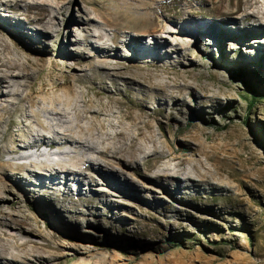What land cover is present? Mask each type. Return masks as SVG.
I'll use <instances>...</instances> for the list:
<instances>
[{
  "label": "rangeland",
  "instance_id": "374dc122",
  "mask_svg": "<svg viewBox=\"0 0 264 264\" xmlns=\"http://www.w3.org/2000/svg\"><path fill=\"white\" fill-rule=\"evenodd\" d=\"M2 1L9 4L13 0ZM52 1L64 3L56 15L60 24L65 25L60 35L46 34L43 25L33 21L38 10H25V1L19 3L20 9L6 13L0 10V37L24 49V54L12 55L14 62L27 64V72L35 78L30 88L34 97L62 96L68 86L63 83L64 76L74 75L79 78L72 88L74 95L80 97L83 93L86 98H94L99 104L95 109L113 111L116 117L128 111L150 115V127L139 137L142 144L152 133L156 146L164 152L168 151L165 141L176 151H182L183 140H189L192 129L204 128L203 138L198 141L224 147L218 156L232 177L226 179V189L210 190L205 186L197 190V197L187 195L183 188L177 189L169 180H149L163 165L189 167L187 161L191 159L207 162L205 166L212 169V162L200 155L198 147L196 152L182 151L184 156L178 160L163 158L156 163L145 162L144 154H139L138 166L124 170L122 177L114 175L106 181L100 179L102 173L87 170L86 176L92 175L96 182L80 194L64 193L59 188L41 190L34 180L29 184L9 183L8 195L0 198V254L4 257L0 264H23L27 259L35 264H264V32L253 21L250 32L242 24L239 29L231 24L240 16L253 13L264 22V1L193 0L191 5L200 6V10H190L183 18L190 19L202 31L160 23L171 30L163 35L183 46L185 58L179 54L134 57L125 45L119 51L130 56L126 60L115 55L108 59L98 55L76 59L61 55V49L81 50L76 39L90 42L93 47L101 40L112 44L110 37L114 34L122 40L130 39L141 32V17L151 14V7L160 2L172 14L179 10L177 0H97L94 4H86L85 0H27L57 8ZM219 1L223 3L217 13L214 6ZM179 4L187 6L186 0ZM238 4L241 10H237ZM84 6L87 9L81 11ZM93 8L119 14L113 15V25L107 26L98 12L95 16ZM54 15L51 10L49 17ZM75 19L83 27L70 23ZM202 22L212 25L207 29ZM144 39L150 38L146 35ZM3 53L6 51L0 46V62ZM117 64H125L121 69L124 77L135 79L129 84V92L118 94L108 77L106 83L87 82V77L101 66ZM50 70L54 72L48 76ZM243 80L255 88L260 99L251 110L247 109L250 91ZM175 84L181 89L179 99L189 114L188 122L185 111L170 109L171 101L163 96L172 91L175 95ZM154 85L161 89H154ZM147 94L152 98L148 99ZM198 98L200 106L196 104ZM37 112V106L29 107L26 102L17 105L9 118L8 136L2 143L4 150L11 145L9 139L22 138L28 126L37 129ZM103 123L106 125L107 121ZM123 123L130 121L125 118ZM22 144L16 143L18 147ZM145 145L151 149L150 143ZM61 150L67 153L60 155L56 150L41 149V156L27 150L24 153L33 154L32 158L15 164H23L29 171L21 173L31 174L43 171L40 159H56L59 155L67 159V164L75 161L77 155L70 147L63 146ZM9 158L8 153H0V162ZM67 164L60 163L65 167ZM62 166L56 167L63 169ZM171 190L174 194L169 193ZM21 219L26 224L19 228Z\"/></svg>",
  "mask_w": 264,
  "mask_h": 264
},
{
  "label": "bare ground",
  "instance_id": "6f19581e",
  "mask_svg": "<svg viewBox=\"0 0 264 264\" xmlns=\"http://www.w3.org/2000/svg\"><path fill=\"white\" fill-rule=\"evenodd\" d=\"M23 1H25V10H38V16L34 18L33 21L40 22L46 34L55 32V35H60L63 32V26L65 25L60 24V20L56 15L64 8V3L52 1L57 6L56 8L45 2L30 3L27 2V0H13L8 4L2 1L0 2V10L6 13L9 9H20L19 3ZM113 1L115 2L117 0ZM177 1L179 10L174 11L172 14L168 13L165 9L166 7L160 2L151 7L152 13H144L141 17V22L143 23L141 25V32L135 34V36H131L130 39L126 38L125 40L127 43L115 34L110 37L112 44L101 40L95 47H93L90 42L81 43V39H76V45L79 46L81 50L70 52V50L61 49V55L76 59L88 56L96 57V55H98L97 57L99 58L108 59L111 55H115L118 59L126 60L130 56L125 53L120 54L119 50L121 48L124 49V46L127 45L132 50V55L134 57L143 58L147 56V54H154L158 57L179 54L181 58H185L186 56L182 53L184 50L183 46L180 43L170 42L165 35H163L171 32L170 28L166 24L160 23L169 22L180 27L185 25L192 32L198 30L202 31L203 29H198L200 28L199 26L192 25L190 19L188 20L187 17L183 18L188 15L190 10H200L201 7L197 5L193 7L191 5L193 0H186L187 6L184 8L179 4L180 0ZM94 2L96 3L97 0H85L86 4H94ZM222 3L223 2L219 1L214 6L217 13L222 9ZM86 7L84 6L81 11L86 10ZM149 9L150 6L148 5L144 10L147 12ZM186 9H188V11H186ZM51 10L55 12L53 18L49 17ZM237 10H241L240 4L237 5ZM93 12L95 16L98 12L99 18L102 19L103 23L107 26L113 25L111 17L119 14L118 11L111 12L103 10L99 12L96 8H93ZM237 19L238 20H233L231 22V24L235 25L236 29H239V25L242 24L246 27L247 31L250 32L252 31L249 28L250 21H253L256 22L258 29L264 32V22L258 19L255 13L252 15L245 14ZM5 21L11 24L10 20L7 18H5ZM69 21L70 23L75 22L76 25L82 26V23L79 24L76 19ZM202 23L203 27L207 29L212 25V22ZM2 26L4 27V25ZM15 28L19 27L16 26ZM1 32L2 31H0V35H2ZM146 35L150 38L148 41L144 39ZM97 37H100V35H97ZM60 44L63 45V43ZM0 46L1 50L6 51V53H3V58L0 62V153L6 152L10 155L8 160L0 162L1 199L8 195L9 183L17 184V181H25L29 184L30 180H34V183L38 182L37 187L41 190L42 188H50L52 190L59 188L58 190L64 193L71 191L80 194L85 187L92 186V184L96 182L92 175H89V177L86 176L87 170L102 173L104 178L102 177L100 179L106 181L114 175L122 177V172L124 170L138 166L139 154H144L145 162L151 160L156 163L163 158L178 160L180 156L184 154L182 151L191 150L196 152V148L198 147L200 155L207 161L212 162V169L205 166L207 162H202L200 159H191L187 161L189 167H187V165L185 167L177 165L174 168H170L163 165L157 170L155 175L150 176L149 180L155 181V183L169 180L175 183L177 189L183 188L185 193L187 195H192V197H197V190L205 186L210 190H223L227 188L225 184L227 182L226 179L232 177V174L229 170H225L226 163L218 156L219 151H222L221 149L224 147L219 144L207 146L204 142H199L198 140L203 138L204 128L192 129L193 131H191V134L188 136L189 140L184 139L183 145L181 144L182 147L180 146L182 151H176L165 141V146L168 148V151L164 152L159 146H156V136L150 133L145 138V144H151V149H148L145 144L139 142V137L143 134V130L149 129L150 127V115L148 113L143 111H128V113L125 114L118 113L119 116L116 117L117 113L113 111L106 112L101 109L102 107L95 109V106L99 107V104L94 98H86L83 93L80 97L74 95L72 88L75 83L79 82V78L74 75L64 76L63 83L68 86L64 90L62 96L51 95L47 98H42L41 96L34 97L30 88L35 82V78L31 73L27 72V64L14 62V56L12 55L15 53L19 55L24 54V49L18 48L12 43L8 44L2 37H0ZM83 46H85V50L82 49ZM111 46H113V48H111ZM27 62H31V60L27 59ZM124 66L125 64L112 66L103 65L90 77H87V82L94 84L95 80H99L101 83H106L105 77H108L118 94L127 93L130 91L129 84L135 79L123 76L121 69L124 68ZM54 70L56 71V68ZM53 72L54 71L50 70L48 76ZM103 74L105 76H103ZM116 78H120L121 80L118 81ZM153 87L154 89H161L156 85ZM172 89L176 91L175 95L173 94L174 91H170L171 93L163 96L168 97V100L171 101L170 109L174 108L182 112L184 110L182 107L185 106H183V103L179 99L181 89L177 84L173 85ZM53 90L55 92L57 91V89L54 88ZM103 92L109 93L107 90ZM148 95L149 94H147V97ZM151 98L152 95L148 97V99ZM23 102L28 103L29 107L37 106L38 112L35 114L37 129L35 128V130H33L28 126L27 132L21 134L20 137L22 138L11 137L9 139L11 145L4 150L2 143L8 136L9 118L12 113L16 112L17 105ZM196 104L200 106V98L197 99ZM88 115L90 118H88ZM40 116L44 119L41 120ZM101 117L103 119H101ZM184 117L186 122H188L189 114L186 113V111ZM125 118L129 119V124L123 123V119ZM103 120L107 121L106 125L103 123ZM17 141L23 143L21 147L16 145ZM63 146L70 147L71 151L77 155L74 162L67 164V159L61 158L59 155H56L58 156L56 159H40L39 162L43 171H34V173L31 174L21 173L22 170L29 171L23 164H15V161L32 158L33 154L24 153V151L27 150L38 152L41 156L43 155L41 149H46L48 152L56 150L58 154L65 155L67 151L61 150ZM90 153L92 155H90ZM84 155L86 158H84ZM192 160L195 161V164L192 163ZM61 162L65 165L67 164L68 167L60 165ZM55 165L62 166L63 169H57ZM46 171L50 172L46 173ZM59 172L63 174L59 175ZM84 182L87 185H84ZM169 193L174 194V191L171 190ZM214 195L215 194H210L209 196L213 197ZM16 220H18V218ZM23 224H26V222L24 219H21L17 225H19V228H22ZM1 250H3V248ZM2 258L4 257L0 254V259ZM23 264H35V262L31 259H27Z\"/></svg>",
  "mask_w": 264,
  "mask_h": 264
},
{
  "label": "trees",
  "instance_id": "16d2710c",
  "mask_svg": "<svg viewBox=\"0 0 264 264\" xmlns=\"http://www.w3.org/2000/svg\"><path fill=\"white\" fill-rule=\"evenodd\" d=\"M243 81L245 85L247 86L248 90L250 91V98L247 104V109L251 110L260 99H259V96L256 94L255 88L252 85L246 83L245 80Z\"/></svg>",
  "mask_w": 264,
  "mask_h": 264
}]
</instances>
